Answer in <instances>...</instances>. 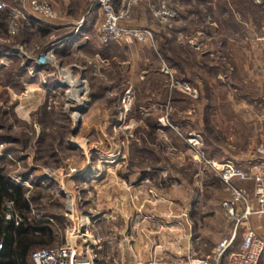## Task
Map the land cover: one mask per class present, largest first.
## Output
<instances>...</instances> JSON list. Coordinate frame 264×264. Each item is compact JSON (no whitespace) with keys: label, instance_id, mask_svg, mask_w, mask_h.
Returning <instances> with one entry per match:
<instances>
[{"label":"rangeland","instance_id":"1","mask_svg":"<svg viewBox=\"0 0 264 264\" xmlns=\"http://www.w3.org/2000/svg\"><path fill=\"white\" fill-rule=\"evenodd\" d=\"M172 1L140 0L130 6L126 24L148 28L153 39L147 43L116 42L115 63L71 56L61 64L53 54L58 69L43 66L51 76L45 95H26L22 113L16 110V100L12 101L6 90L0 91V116L1 111L6 112L0 124L10 127L9 132L0 128V134L21 139L0 141V167L10 171L13 181L29 188L32 186L19 177L21 174L42 180L40 186L50 198L43 202L42 214L61 219L59 244L73 248L75 264H184L208 254L230 236L235 225L221 205L228 197L219 171L227 162L237 164L262 141L244 138L247 129L240 121L244 114L237 108L235 112L236 104L230 102L232 91L221 86L227 77L216 79L196 66L197 61L204 65V54H200L204 44L190 45L197 54L171 45V54L166 55L173 66L162 54H145L157 51L159 37L163 44L172 36L178 20ZM209 1L198 4L197 13L205 14L204 18L210 15ZM224 2L233 7L230 0ZM162 6L172 9L175 16L161 20L156 13ZM204 20L195 15L193 23L186 25L198 36L206 33ZM212 29L215 33L216 27ZM213 38L218 37L213 34ZM260 42L264 47V39ZM38 54H31L32 62ZM92 55L86 52L84 56L90 59ZM215 55L214 65L223 70L225 64ZM2 76L0 84H4ZM57 79L65 85L55 87ZM205 81L216 86L213 93L204 90ZM252 82L253 87L258 85ZM191 83L200 86L199 100L191 98L197 96ZM172 90L183 103H163V95L168 98ZM140 91L147 97L145 104L155 105L150 113L143 108V116H156L160 126H170L169 132L175 134L156 133L153 141L146 143L157 159V172H151L155 163H140L131 151L132 144H141L145 134L144 123L130 111ZM170 118L176 126L170 125ZM42 132L54 141L50 139L49 147L38 149L35 141ZM136 179L144 180L134 183ZM241 231L238 226L234 242L241 240Z\"/></svg>","mask_w":264,"mask_h":264},{"label":"crops","instance_id":"2","mask_svg":"<svg viewBox=\"0 0 264 264\" xmlns=\"http://www.w3.org/2000/svg\"><path fill=\"white\" fill-rule=\"evenodd\" d=\"M4 1L22 9L26 6L28 0ZM224 1L220 0L218 3L211 1L208 4L211 6L208 9L210 15L204 18L203 22L207 28L206 33L203 31L204 33H199L200 35L196 36V33L188 28L186 23H193L197 1L173 0L174 5L170 4V6H175L178 12V20L174 23V28L171 31L172 36L169 37L168 35L169 38H166L169 44L175 46V48L181 50L187 48L190 52L196 51L193 46H190L194 42L195 44H204V49L200 53L204 54V65L197 61L196 66L199 70L203 68L202 71L205 75L217 76L216 79L221 78L220 76L227 77V81L225 83L224 81L221 82V86L226 88L227 85V90L232 91V99L228 100L230 102L233 100L232 102L236 104L235 112H237V108L244 114V116H240V121L244 123L247 129L244 138L264 142V47L261 46L260 42L264 39V4H253L249 0H230L233 5L230 9L228 2ZM50 2L59 14L57 20L53 22L43 21L25 14V18L20 21V30L15 36L8 34L4 16L0 13V68L8 69L12 60L15 59L20 61V65L25 64L28 60H32L30 59L31 54H38V52L50 46L53 48V54L61 64H65L64 60L71 56L81 57L84 61L115 63L116 58L113 51L119 47V44L112 42L102 46L97 41L96 28L102 16L96 5L89 2V0H50ZM182 23H185L186 27L180 26ZM213 27H216L215 33H212ZM161 34L163 38L164 32ZM213 34L218 37L217 40L213 38ZM161 42L162 40L159 37L157 51L162 50L164 52L166 41L163 44ZM157 51L147 50L145 54H154V52L158 54ZM86 52L93 54V57L90 59L85 57ZM194 54L197 53L194 52ZM214 54H217L215 58L216 56L220 57V61L222 60V63L225 64L223 70L214 65ZM102 69L104 68L102 67ZM218 70L221 72H217ZM48 73L47 69L30 64L25 69V74L30 77V80L24 82L21 87L22 77L20 71L13 69L11 83H1L0 91L6 90L12 101H17V103L15 101V106L18 108L16 110L22 113L21 106L27 99L24 98L27 97L26 95L32 98L35 96V92L40 97L45 95L44 89L51 83V76ZM84 74L86 73L84 72ZM252 81H257L258 85L253 87ZM202 84L207 92H211L216 87L209 86L206 81ZM191 87L197 91V96L191 98L199 100L201 96L200 86L191 83ZM153 106L155 107V105ZM153 106H148L146 111H151L154 108ZM156 107L161 106L156 104ZM207 107L212 108V105L207 104ZM210 111L211 109H209ZM205 121L208 124V121ZM158 128L164 129L160 125ZM255 144L252 148L250 146L251 149L247 157L237 162L240 168L249 169L259 160L253 152ZM143 180L136 179L134 183ZM233 185L250 196L253 192V182L250 180H235ZM226 195L229 197L228 192ZM249 205L255 208L253 201ZM239 227L242 228V235L245 230L249 229L260 238H264L261 222L254 214L246 217L242 222V226ZM233 230L234 227L230 232ZM240 242L241 240L239 243L233 242L230 251H238ZM260 264H264L263 258Z\"/></svg>","mask_w":264,"mask_h":264},{"label":"built area","instance_id":"3","mask_svg":"<svg viewBox=\"0 0 264 264\" xmlns=\"http://www.w3.org/2000/svg\"><path fill=\"white\" fill-rule=\"evenodd\" d=\"M139 1L93 0L94 5L102 14V20L96 28L97 41L100 45L106 46L112 42H129L132 40L139 43L152 41V33L148 28L129 27L126 24L130 6ZM251 1L255 4L264 2V0ZM117 2H119L118 6H116ZM0 13H5L7 32L10 36H15L18 33L20 21L25 18V14L49 22L58 19V13L46 0H29L22 9L8 8L4 2L0 1ZM175 14L172 9L162 6L157 9L156 16L161 20H168L173 18ZM33 63L35 66L43 67L47 65L58 69V63L54 59L51 46L39 52ZM53 84L55 87L65 85L62 79L55 80ZM79 84H82L85 88L82 80L79 81ZM182 86L186 88L185 84ZM76 120H78V116ZM253 152L259 160L251 168L242 169L235 163L227 162L223 164L219 171V179L229 193V197L222 201L221 205L225 215L234 221V230L228 238L222 239L208 254L200 258H190L191 260L184 264H260L261 259H264V238H260L249 229L245 230L241 237L239 250L230 251L237 227L242 226L243 220L251 214H254L260 220L264 232V142L257 143ZM234 180L252 181L253 192L251 196L242 189L235 187L233 185ZM251 201L255 203V208L249 205ZM13 218L12 204L6 202L4 219L10 220ZM30 259L33 264H75L74 250L67 244L54 248L35 249L31 252Z\"/></svg>","mask_w":264,"mask_h":264},{"label":"trees","instance_id":"4","mask_svg":"<svg viewBox=\"0 0 264 264\" xmlns=\"http://www.w3.org/2000/svg\"><path fill=\"white\" fill-rule=\"evenodd\" d=\"M196 1L197 5L196 10H194V13L197 18L199 17L201 19L202 22L204 20L205 14L197 13V11H199L198 4H203L204 2L206 3L208 0ZM219 1L220 0H217V3ZM167 41L168 40L166 38L165 47L168 46L167 48H169L171 47V45L169 44V41ZM157 52L159 55H163V58L166 59L167 62H169V66L174 65L172 64V62H170L169 58L166 55L171 54L170 48L166 49L164 52L162 50H159ZM154 54L157 53L154 52ZM30 64H33L32 60H28L25 64L20 65V61L15 59L14 61L12 60L11 65L8 69L0 68V75H3L2 77H4V84L11 83L12 72L14 69L15 71H20V75L22 77L20 86L22 87L24 82L30 80V77L25 74V69ZM145 86L148 85L145 84ZM167 91L168 90H166V93ZM170 93L171 96H168V98L166 97L167 94L163 95V103H172L171 105L173 106L179 103H183L182 100L177 99V91L172 90ZM142 94L143 91H140L139 96H137L136 98V103L132 105L130 111L134 114V117L140 118L144 123L143 132L145 131V134L143 138H140L141 144H132L133 148L131 151H133L134 157H136L140 163H147L149 161L155 163L152 164L151 172H157L160 169L157 163V159L155 158L152 150H149L147 148L146 143H148V139L150 141H153L154 137L156 136V133H161L165 131L169 134L173 133L169 132L170 126H167L164 129L158 128L159 123L157 121V118H155L156 116L147 114L152 112V110L147 112L146 115L143 116L144 113L142 114L141 110L143 108H147L149 104L148 102L146 104L144 103L147 97H143ZM44 109L45 105L42 106V111ZM4 113L6 112L1 111V116H3ZM43 114L47 116L45 111H43ZM168 121L172 126H176L177 124V122L173 120V118H170V120ZM22 124L25 125L24 122H22ZM0 128L4 129L5 132L7 130L8 132L10 131V127L4 126L3 124H0ZM25 139L26 138H24L23 136V143ZM50 139L54 141V138L42 132L41 135L36 139L35 145H37L38 149H41L42 147H49L50 144H48V141ZM9 140H11L12 142L21 141V139H13L8 134H0V141L6 142ZM41 153L43 154V151ZM9 173L10 171L6 170V168H4L3 166L0 167V264H33L30 259V254L33 250L38 248H54L61 245L59 244L61 240L59 235L60 226L62 224L61 219L53 214L52 216L42 214L44 209L42 208V204L44 201L46 203L47 200L50 198L46 197L48 195L45 193V189L41 188L42 186L40 185L42 183V180H39L40 178L36 180H30L26 174H21L19 177L23 181L29 182V184L32 186L29 188L24 185H21L18 182L13 181L12 178L9 176ZM123 178L125 181L128 180L127 176H123ZM6 202H11L12 204V214L14 215V218L10 220L4 219Z\"/></svg>","mask_w":264,"mask_h":264},{"label":"bare ground","instance_id":"5","mask_svg":"<svg viewBox=\"0 0 264 264\" xmlns=\"http://www.w3.org/2000/svg\"><path fill=\"white\" fill-rule=\"evenodd\" d=\"M73 96V95H72Z\"/></svg>","mask_w":264,"mask_h":264},{"label":"water","instance_id":"6","mask_svg":"<svg viewBox=\"0 0 264 264\" xmlns=\"http://www.w3.org/2000/svg\"><path fill=\"white\" fill-rule=\"evenodd\" d=\"M79 122V121H78Z\"/></svg>","mask_w":264,"mask_h":264}]
</instances>
